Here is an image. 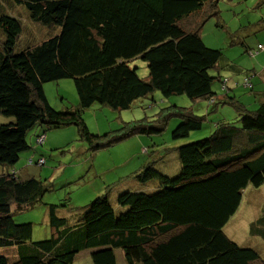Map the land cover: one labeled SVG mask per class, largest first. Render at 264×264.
Segmentation results:
<instances>
[{"label": "trees", "instance_id": "trees-1", "mask_svg": "<svg viewBox=\"0 0 264 264\" xmlns=\"http://www.w3.org/2000/svg\"><path fill=\"white\" fill-rule=\"evenodd\" d=\"M4 1L9 8L0 0V116L7 120L0 122L5 139L0 153L9 157L13 151L8 165L17 150L28 148L25 132L34 125L45 133L74 124L91 151L134 134H159L172 115L180 122L171 137H186L201 128L204 116L185 107L124 122L119 135L103 142L89 133L82 112L94 103L127 109L155 90L164 97L184 94L215 102L214 80L229 89L221 69L246 72L221 49L206 46L198 33L200 16L215 14L218 0ZM19 5L32 22L54 33L15 51L23 26L12 10ZM262 48L258 43L255 53ZM137 58L146 65V77L131 64ZM62 78L73 80L78 100L57 110L43 84ZM236 107V117L215 123L206 137L166 147L177 153V174L167 175L150 162L131 172L127 177L157 186L120 192L116 203L124 210L118 215L107 196L109 184L85 205L72 206V217L56 214L64 204L47 203L51 231L45 239H31L32 223L13 221L11 204L41 201L48 182L20 179L6 167L0 172V247L15 246L17 256L0 255V264H69L83 249L92 250L93 264H116L117 248L126 264H264L259 249L242 246L223 231L243 191L264 187V93L254 110ZM256 221L260 226H251L252 233L264 244V209Z\"/></svg>", "mask_w": 264, "mask_h": 264}, {"label": "rangeland", "instance_id": "rangeland-1", "mask_svg": "<svg viewBox=\"0 0 264 264\" xmlns=\"http://www.w3.org/2000/svg\"><path fill=\"white\" fill-rule=\"evenodd\" d=\"M1 2L3 6L9 8L4 0ZM12 13L19 16L23 26L15 51L24 44L38 42L54 33L49 32L53 29L50 26L32 22L23 5L16 7ZM198 33L206 46L221 49L225 57L246 71L234 73L221 69L220 73L229 78L227 85L230 88L225 92L220 82L214 80L212 90L219 97L215 102L207 99L194 101L184 94L164 97L155 90L150 96L135 100L127 109H114L94 103L83 110L82 118L89 133L99 136L101 142L119 135L124 122L144 117L152 119L161 111L164 114L174 112L176 106L191 109L194 114L204 116L201 128L190 131L186 137L174 139L171 137V131L180 122V117L172 115L167 120L165 129L159 134H134L91 151L74 124L46 130L42 143L36 142V135L44 130L40 125H34L25 132L28 148L17 150L15 160L11 164L8 165L11 156H14L13 151L9 157L0 153V172L6 167H11L20 179L41 178L50 186L39 202L32 205L11 204V215L15 223H32V240L50 236L47 203L64 204L56 208V214L72 217L74 209L72 206L85 205L105 192L106 185L109 184L106 189L107 196L115 214L118 215L124 210L116 203V197L120 192L145 191L157 186H154V183L143 184L127 177L138 163L150 162L157 170L167 175H175L179 167L177 153L167 151L171 149L166 147L206 137L216 127L215 123L236 117L238 111L236 104L248 110L257 107L264 93V0H218L215 14L200 16ZM258 43L263 48L255 53ZM131 64L137 66L136 71L140 77H146V65L141 59H134ZM244 77H248L250 85L244 81ZM43 89L49 103L57 110L77 103V94L71 78L45 82ZM231 98L236 103H230ZM6 120L7 118L0 116V122ZM0 143L4 145L3 137H0ZM38 158L41 159V164L37 163ZM3 163H7V166ZM263 189V186H248L243 191L241 203L223 226V231L238 244L259 249L264 258V244L251 230V226L253 228L260 226L256 220L264 209ZM114 254L116 264H126L119 248L114 249ZM0 255L16 258V247H0ZM69 264L92 262L89 254L82 253Z\"/></svg>", "mask_w": 264, "mask_h": 264}, {"label": "crops", "instance_id": "crops-1", "mask_svg": "<svg viewBox=\"0 0 264 264\" xmlns=\"http://www.w3.org/2000/svg\"><path fill=\"white\" fill-rule=\"evenodd\" d=\"M228 81H229V79H228ZM230 88V87H229ZM24 138H25V136H24ZM143 164H145V162H143V163H138L137 165H136V167H135V169H133V171L134 170H136V169H138V168H140ZM132 171V172H133ZM154 185H156V184H154ZM146 190H149V189H146ZM263 191H264V189H263ZM103 193V192H102ZM101 194V193H100ZM264 195V194H263ZM51 231V230H50ZM83 251V252H82ZM91 249H83V250H81V251H79V252H77L75 255H74V258H76V257H80V254H82V253H86V255L87 254H89L90 255V253H91ZM82 252V253H81ZM122 257H123V255H122ZM91 259V258H90ZM92 262V261H91ZM93 264V263H92Z\"/></svg>", "mask_w": 264, "mask_h": 264}, {"label": "built area", "instance_id": "built-area-1", "mask_svg": "<svg viewBox=\"0 0 264 264\" xmlns=\"http://www.w3.org/2000/svg\"><path fill=\"white\" fill-rule=\"evenodd\" d=\"M245 82L248 83L246 80H245ZM248 85H249V83H248ZM44 134H45V133H41V134H39V135L36 136V142H37V143H41V142H42L43 137H44ZM40 162H41V159L38 158V159H37V163H40Z\"/></svg>", "mask_w": 264, "mask_h": 264}, {"label": "bare ground", "instance_id": "bare-ground-1", "mask_svg": "<svg viewBox=\"0 0 264 264\" xmlns=\"http://www.w3.org/2000/svg\"><path fill=\"white\" fill-rule=\"evenodd\" d=\"M42 143V142H41Z\"/></svg>", "mask_w": 264, "mask_h": 264}, {"label": "clouds", "instance_id": "clouds-1", "mask_svg": "<svg viewBox=\"0 0 264 264\" xmlns=\"http://www.w3.org/2000/svg\"><path fill=\"white\" fill-rule=\"evenodd\" d=\"M37 136V135H36Z\"/></svg>", "mask_w": 264, "mask_h": 264}]
</instances>
